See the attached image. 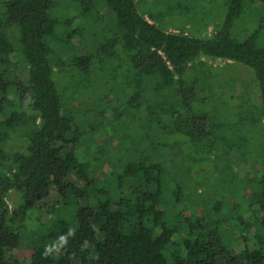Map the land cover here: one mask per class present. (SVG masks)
Instances as JSON below:
<instances>
[{
  "label": "trees",
  "instance_id": "trees-1",
  "mask_svg": "<svg viewBox=\"0 0 264 264\" xmlns=\"http://www.w3.org/2000/svg\"><path fill=\"white\" fill-rule=\"evenodd\" d=\"M189 1L77 0L106 18L99 51L76 17L57 36L53 0L1 6L0 264H264V0Z\"/></svg>",
  "mask_w": 264,
  "mask_h": 264
},
{
  "label": "rangeland",
  "instance_id": "rangeland-1",
  "mask_svg": "<svg viewBox=\"0 0 264 264\" xmlns=\"http://www.w3.org/2000/svg\"><path fill=\"white\" fill-rule=\"evenodd\" d=\"M7 1L8 0H0V9H3L2 7L4 6V3ZM219 1L220 0L215 1L217 3L216 4L217 7L221 4V2H219ZM173 2H177V0H173ZM53 3H54V7L50 11V14L59 23L57 26V36H59L58 30L61 33L63 31H66V30L68 31L69 27L71 28V22H69V21L73 20L76 17L77 21H75L72 24L73 25L72 27L77 26L79 23L81 24V22H85V25L84 26L81 25V27H83L85 29H89L88 32L93 35V38L90 40V42H92L91 47H89V48L93 51H99L101 49L102 42L105 41L104 35H106L108 33L107 30L102 28V26H105V23H106L105 19L106 18L104 15H102V13H100V8L95 7L89 13H86V15L78 16V15H80L79 13L82 11V9L80 6H78L77 0H53ZM191 6L192 5L190 4L189 0H183L182 5H181L182 9H183V7H191ZM184 11L185 10L183 9V13H181L183 18L181 17L180 20H185L186 18L189 17V15L185 14ZM198 12H199V15L200 14L203 15V11L198 10ZM210 13H211V11H210ZM247 15L245 16V18H241L240 22L242 24H244L245 26H247V28L248 27L250 28V23H252L253 20L250 19L251 17L250 16L248 17ZM200 16L197 18L199 19ZM211 16H213V15H211ZM193 18H195V14H193ZM83 19H85V21ZM167 20H169V19H167ZM166 23H168V21ZM190 24H192V25L191 26L187 25L186 29H190L191 33L199 34L200 37H202L204 35H210L213 31L212 24H209L207 26L208 27L207 31H205L204 23L202 24L199 22L198 24H195V23H192V21H190ZM238 27H239V25L237 23L236 28H238ZM236 28H235V30H237ZM249 28L246 29V32L243 35H245L246 33L249 32ZM171 30L174 31L173 29H170V31ZM13 35H16V33H13ZM201 61H203L205 63L207 62V64H208L207 66L212 69L214 74H221L220 78H223L222 81H225L226 83H232L234 81V79L236 80L238 77H240L241 80L237 79L235 81L236 82L235 83L236 94H242L244 92H250V90L254 89V84L251 83V80H253L252 79L253 77L255 78V74L253 73L252 70L248 69L247 67H245V68L242 66L231 67V66H227V65L225 66L224 65V66H222L223 67L222 68L221 67V65L223 64L222 61H207L204 58H202ZM19 69H20V67L15 66V65L10 67V71L12 73V76H11L12 78H14V76L17 75V72L19 71ZM213 82H215L217 84V81H213ZM75 105L76 106L79 105V102H76ZM225 107L230 108L229 106H225ZM88 137L95 138V135H93V133H92ZM237 159L240 160L239 155H236V157H234V160L236 161V163H238ZM107 173H108L107 168H104L102 174L106 175ZM189 175H190V178H192L193 180L198 178V172H191ZM208 175H209V173H208ZM71 180L72 181L75 180V176H73L71 178ZM178 180H179L178 182L181 183L182 185L185 182V180L182 176H179ZM200 192H201V190L197 191V193H200ZM189 193H190V191H189ZM197 193L193 192L189 196V200H191V202L193 204L196 202V200H199ZM207 197H209V198H206L205 196L203 197V200H205L206 203L212 199L213 194L208 192ZM8 206H9V210H10L9 218L14 219L15 221H18V219L24 213H26V216H27L26 224H27L28 229H30V230H36L37 229V224H36V220H35L37 213L35 212V210L26 206V203L23 199L21 192L11 191L9 193V195H8ZM205 208H206V210H209L207 212H215V209L214 208L212 209L211 204H209V206L205 207ZM66 212H64V213H66ZM252 236L253 235L251 234L250 237L252 238Z\"/></svg>",
  "mask_w": 264,
  "mask_h": 264
},
{
  "label": "clouds",
  "instance_id": "clouds-1",
  "mask_svg": "<svg viewBox=\"0 0 264 264\" xmlns=\"http://www.w3.org/2000/svg\"><path fill=\"white\" fill-rule=\"evenodd\" d=\"M69 234L73 235L74 230H70ZM59 239L62 243L66 242V238L64 236H61ZM51 251H52V249L50 247H48V246L45 247V255H49L51 253ZM57 251H59V249H57Z\"/></svg>",
  "mask_w": 264,
  "mask_h": 264
}]
</instances>
